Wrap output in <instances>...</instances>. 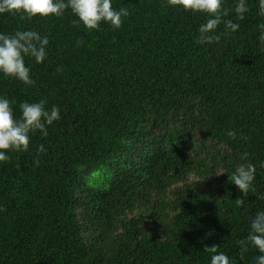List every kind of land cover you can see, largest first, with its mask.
I'll return each mask as SVG.
<instances>
[{
  "label": "trees",
  "instance_id": "1",
  "mask_svg": "<svg viewBox=\"0 0 264 264\" xmlns=\"http://www.w3.org/2000/svg\"><path fill=\"white\" fill-rule=\"evenodd\" d=\"M247 3L238 31L204 44L206 16L167 0H112L130 12L119 29L0 15V32L49 37L25 61L35 83L0 77V95L17 118L24 101L61 110L0 163V264H210L213 245L254 264L237 241L264 210V17ZM242 153L257 166L246 196L230 182Z\"/></svg>",
  "mask_w": 264,
  "mask_h": 264
},
{
  "label": "clouds",
  "instance_id": "2",
  "mask_svg": "<svg viewBox=\"0 0 264 264\" xmlns=\"http://www.w3.org/2000/svg\"><path fill=\"white\" fill-rule=\"evenodd\" d=\"M170 7H178L192 14L202 13L206 16L204 23L199 25V36L196 43H212L220 40L216 31L223 25L222 35L235 33L240 28L238 21L245 18L249 11L247 0H236L232 12L235 20L229 16V9L224 6L225 0H167ZM65 10H70L76 17L74 24L83 25L88 30H99L101 24H107L119 29L123 18L130 15L126 7L118 10L112 7V0H0V15H20L21 19L31 20L33 17H60ZM264 17V0H258V12ZM259 41L264 43V24H258ZM49 37L32 29L16 30L12 34L0 32V77L14 78L25 85L35 83L31 76V68L26 64V58L36 64L42 63L47 57ZM59 71V69H57ZM15 101L0 95V163L9 160L10 151L26 152L29 148L31 134L39 132L47 136V127L61 119L60 108L52 105L45 108V100L19 104L20 115H14L12 105ZM44 151L41 145L37 152ZM234 169L231 171L230 182L236 186L242 196L250 191L254 192L256 168L254 163L248 162V154L242 153ZM264 168V161L259 164ZM225 173V172H221ZM220 174V173H219ZM257 199H264V193L257 195ZM243 199L237 198L236 205L243 204ZM179 209L177 210V212ZM241 245V253L248 250L249 245L255 248L259 255L254 264H264V210L257 211L250 217L249 232L245 240L237 241ZM218 246L205 247L210 253V264H235L224 252L217 251Z\"/></svg>",
  "mask_w": 264,
  "mask_h": 264
}]
</instances>
